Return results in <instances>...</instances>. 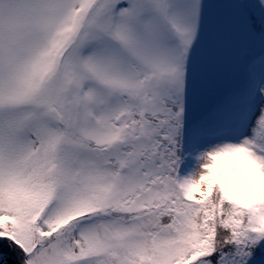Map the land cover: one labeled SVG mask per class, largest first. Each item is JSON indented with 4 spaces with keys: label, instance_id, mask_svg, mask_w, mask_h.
<instances>
[{
    "label": "snow or ice",
    "instance_id": "6c2138e0",
    "mask_svg": "<svg viewBox=\"0 0 264 264\" xmlns=\"http://www.w3.org/2000/svg\"><path fill=\"white\" fill-rule=\"evenodd\" d=\"M10 260L264 264V0H0Z\"/></svg>",
    "mask_w": 264,
    "mask_h": 264
},
{
    "label": "rangeland",
    "instance_id": "374dc122",
    "mask_svg": "<svg viewBox=\"0 0 264 264\" xmlns=\"http://www.w3.org/2000/svg\"><path fill=\"white\" fill-rule=\"evenodd\" d=\"M13 259H14V257H13ZM9 264H11V260H10Z\"/></svg>",
    "mask_w": 264,
    "mask_h": 264
}]
</instances>
